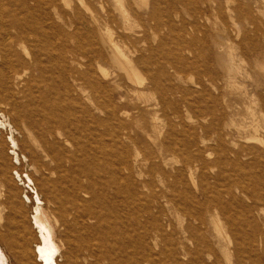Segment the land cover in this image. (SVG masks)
Returning <instances> with one entry per match:
<instances>
[{
  "label": "bare ground",
  "instance_id": "1",
  "mask_svg": "<svg viewBox=\"0 0 264 264\" xmlns=\"http://www.w3.org/2000/svg\"><path fill=\"white\" fill-rule=\"evenodd\" d=\"M195 1L0 0V124L9 108L37 147L23 144L49 203L37 194L31 208L33 250L19 203L2 202L0 228L21 227L24 251L1 232L0 264H264V0ZM211 11L217 32L203 28ZM227 28L247 58L239 75L216 60L209 81L186 77L201 65L190 57L200 36ZM225 86L244 103L226 121L215 111Z\"/></svg>",
  "mask_w": 264,
  "mask_h": 264
},
{
  "label": "rangeland",
  "instance_id": "2",
  "mask_svg": "<svg viewBox=\"0 0 264 264\" xmlns=\"http://www.w3.org/2000/svg\"><path fill=\"white\" fill-rule=\"evenodd\" d=\"M195 2L200 7H205V5H206L205 0H196ZM234 2L238 3V0H235ZM95 7L97 9H99L98 5H96ZM179 8H182L181 10L185 13L186 17H188V18L191 17L189 12H188L189 10L187 11L185 9V6L180 5ZM208 14H210V20L208 22L204 21L202 23L203 28L204 27H205L204 29L210 28L211 32H217L216 26H217V24L220 25V22H219L220 19L217 17L216 11H213V12L211 11ZM173 15H175V14H173ZM143 20H144V23H146V25H149V26H153V24L155 23L154 20H149L148 18L146 19V14H144ZM176 22H178L179 24H182L180 21H176ZM186 22H187V20H186ZM131 24L134 27V29H138V28L143 27L142 24H140L138 22L131 23ZM151 31H152V29H151ZM229 32L232 34L231 38H229L230 36L228 37V35H230ZM214 35H215L214 33L211 35L208 34L207 37L204 35H201L200 38H202V41L197 43L195 51L192 54H190V57L198 59L200 64H201L196 69H193L194 72H193V70H191V72L188 71V72L184 73V75L186 74V77L190 78L191 80H197L198 78H202L204 81H209L210 74H208V72H206V62H208V61H215V63H216V60H217L218 64L217 63L216 64L219 67L221 74H225V73H228L230 71L231 72L233 71L232 73L239 75L238 70L235 69V62H241L242 61V63L244 64L242 66H244V67L247 65V58H245V56L242 55L240 48H238L236 46L237 42H238L237 41L238 38L236 39V36L232 33L231 28H229V29L227 28V30L225 31V33H224L225 38L221 37V39H215ZM153 43L155 44V41H153ZM245 61H246V63H245ZM221 62L224 64V68L220 66ZM259 80H260L259 75H254L253 78H250V80H248V85L250 84L249 88L255 87ZM225 94H227L225 96V100L222 101L219 106L215 107V111L217 113H219L221 110H223L224 115H225L224 121L229 120L230 112H232V111L236 112L238 109V106H242V108L244 106L243 100L240 99L241 97H239V95H237L235 92L232 93L230 91V88H228L226 86H225ZM116 98L118 99L117 94H116ZM148 98H151V95H148ZM2 109H4V108H2ZM7 111H8V114L10 115L11 120H13V118H14L13 117V115H14L13 111L9 110V108L7 109ZM193 117H194V119H192L191 121L186 120V122L188 124L199 122V120L195 116H193ZM243 117H244L243 114L237 115L236 119L239 121V120H242ZM3 119H4V117L0 113V120L3 121ZM211 119H212V116L209 115L205 119H200V121L203 123L204 122L206 123L208 121H211ZM11 120L9 121L10 126H8L7 128L0 125V130H1L0 135L3 136V137L0 136L1 137L0 138V140H1L0 149H3V150H0V152H1L0 159L1 160L3 159L5 161V162L3 160L0 161V173H1V169H7V167H8V169H10L9 174H10V176L12 175L11 176V180H12L11 182L12 183L9 182L10 184H8L7 187L3 188V191H2L3 193H2V195H0V203H2L3 201H5L7 199L12 200L13 203L16 205V207L19 203L18 207L21 210V213L19 212L17 214L18 220H20V221L22 220L21 224H23V222L25 221L24 222V227H26L25 232L31 231V237L33 235V237H32L33 240L30 243L31 244L30 247L33 250H35V244L38 243L39 240H38L36 229L30 222L29 215L31 214V208L35 204V201H36L35 197L37 194L40 196V199L43 202L45 207H47L49 205V203L47 202V200L45 198L46 196H45L44 192L41 191L40 187H38V185H36V183H35V182H37L36 180L38 179L37 178L38 175H37V172L34 171V168L31 164V161L29 160V157H27V156H29V151L26 149H23V147H24L23 144L26 141L27 143L31 144V146H33L34 148H37V147L35 146V144L32 142L31 139H25L24 130L22 129L21 125H17V124L13 125L14 122ZM224 121L222 122L223 125H224ZM222 124H221V126H222ZM12 126H15V128L17 129L14 131V137H15L17 143L19 142L18 146L16 147L15 153L13 152V148H11L12 144H10V139H9L11 136V127ZM179 127H181V126H179ZM12 128H14V127H12ZM226 130L228 131V133L230 132L234 138L238 139V137H237L238 133H237V126L236 125L230 124L229 127H226ZM22 132H23V134H22ZM213 135L214 134H210L209 136L212 139L211 143L215 144V140H214ZM4 150H6V152ZM10 151H11V153H10ZM213 156H216L215 152H213ZM171 159L173 161L179 162L181 160V157L178 154H174L171 157ZM43 160H44V158H43ZM10 165L12 168L10 167ZM1 166H3L4 168ZM13 173L15 174L14 177H13ZM29 173H30V175L32 174L34 176V177L31 176L33 179L36 177V179H34V182L29 181V177H28ZM14 178L16 180H13ZM1 179H2V173L0 174V180ZM162 186L163 185L160 182V180H157V188L160 189ZM7 188H8V190H7ZM0 189H1V187H0ZM39 190H40V192H39ZM9 191H10V197H9ZM7 196H8V198H6ZM30 198H31V200H30ZM2 207H5V210L3 211V216L5 217L6 214L8 213L7 211H9L10 204L8 207V205L6 206V204L2 203V204H0V208H2ZM164 208L168 214L172 213V207L170 205L165 204ZM21 216H22V218L19 219ZM24 216H25V218H24ZM3 222H4V225L6 224V227L2 226L0 228V233L1 232L3 233L5 231L7 234V237H8V241H10V240H11V242L14 241V243L16 245L17 244L20 245V250L24 251V248L21 244L22 243V235L20 232L21 227H18L17 225H15L13 223H8L7 219H5ZM60 229H61V227H58V230L55 231L56 236L59 234ZM3 250H4L5 254H7L6 253V247H4ZM9 250H11V249H9ZM17 250H19V248H14V254H16ZM7 256H8V254H7ZM57 257H56L57 263L60 264V262H62V263L64 262L65 258L62 255L58 254ZM36 258H37L36 263L41 264L37 255H36ZM8 259H9L8 264H17V261L13 256L11 258H8Z\"/></svg>",
  "mask_w": 264,
  "mask_h": 264
},
{
  "label": "water",
  "instance_id": "3",
  "mask_svg": "<svg viewBox=\"0 0 264 264\" xmlns=\"http://www.w3.org/2000/svg\"><path fill=\"white\" fill-rule=\"evenodd\" d=\"M1 121V120H0ZM1 125V124H0ZM49 264H51V263H49Z\"/></svg>",
  "mask_w": 264,
  "mask_h": 264
}]
</instances>
